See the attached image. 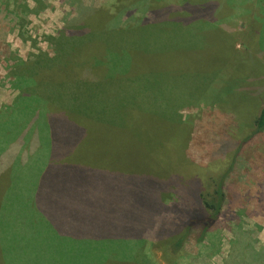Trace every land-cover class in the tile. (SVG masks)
Segmentation results:
<instances>
[{
	"label": "trees",
	"instance_id": "1",
	"mask_svg": "<svg viewBox=\"0 0 264 264\" xmlns=\"http://www.w3.org/2000/svg\"><path fill=\"white\" fill-rule=\"evenodd\" d=\"M146 4L139 2L141 16L146 15L139 22L142 26L169 23L167 19L179 21L174 24L212 20L218 9L215 3L187 7L192 16L180 20L170 18L180 8L151 11ZM79 5L75 16H90L84 0ZM121 13H125L123 17H119ZM136 14L135 7L119 11L110 18L109 29L113 23L115 28H126ZM16 20L19 14H15ZM131 25L134 28V23ZM77 35L83 31L71 30L66 36L59 32L54 39L56 55H32L20 64L13 72V85L20 96L0 111V225L4 231L7 227L18 230L7 240L12 247L10 261L19 253V264H160L145 251L152 246L172 264H212L208 252L188 253L186 243L193 234L196 244L202 243L214 231L227 203L225 181L234 160L264 131V100L252 120L251 133L243 139L221 141L209 163L200 167L182 157L187 130L176 137L175 115L159 111L160 106L141 112L145 104L140 97H120L113 91L130 64L133 69L130 50L122 61L112 57L110 49L102 48L98 36L78 41ZM106 53L111 54L108 60ZM82 83L84 89H80ZM61 84L80 91L74 89L69 97ZM261 91L260 87L257 93ZM106 129L117 130L118 137L111 143L119 150L124 149V141L127 145L132 141V149L128 145L126 151L115 155L110 139L101 137ZM133 129V136L128 135ZM105 158H110L106 167ZM136 174L145 184L139 189L150 186L146 203L132 198ZM153 175L180 180L173 187L171 204L165 203L169 182L155 188ZM118 177L129 182L116 180ZM153 209L162 215L158 220L152 221ZM14 218L18 221L13 224ZM234 234L224 264H264V245L259 244L255 232L239 227ZM59 250L67 251L68 257L63 263L52 262V254ZM205 258L210 263H204ZM10 261L6 262L0 247V264Z\"/></svg>",
	"mask_w": 264,
	"mask_h": 264
},
{
	"label": "rangeland",
	"instance_id": "2",
	"mask_svg": "<svg viewBox=\"0 0 264 264\" xmlns=\"http://www.w3.org/2000/svg\"><path fill=\"white\" fill-rule=\"evenodd\" d=\"M81 1L41 0L37 4L38 0H0V109L20 96L13 85V72L20 64L32 55L53 57L57 53L54 39L58 38L59 32L66 36L71 30H82L83 35H77L76 40L98 36L102 48L110 49L112 57L115 55L124 61L125 52L130 50L133 69L130 64L113 91L120 97H140L145 104L141 105V112L151 107L153 111L156 110L154 106H160L159 111L175 115L176 137L183 136L182 132L187 130L181 151L184 160L205 167L221 141L230 137L243 139L251 133L252 120L264 100V0H84L90 13L86 18L75 16ZM142 1L147 2L145 6L151 11L180 8L181 15L177 12L170 16L180 20L192 16L187 7L215 3L218 9L211 15L212 20L174 24L179 21L167 19L165 21L169 23L142 26L139 22L146 17L138 10ZM128 7L137 8L138 14L131 16L134 28L130 23L126 28H115L116 24L112 22L113 28L109 29L110 18ZM15 14H19L18 21H15ZM66 18L70 20L68 24ZM105 42H112V45H105ZM64 49L66 56L68 49ZM231 51H234L235 63ZM105 55L106 60L110 59L111 54ZM59 87L69 97L73 96L74 89L79 90L70 84ZM85 87L82 83L80 89ZM260 87L262 91L257 93ZM104 88L109 91L111 86ZM93 90L98 93L99 88ZM134 130L128 135L133 136ZM101 137L110 139L109 145L115 155L126 151L128 145L132 149V141H128V145L124 141V149L120 150L111 143V139L118 137L116 129H106ZM109 161L110 158H105V167ZM234 163L225 181L227 203L214 231L202 243L196 244L195 234L186 243L188 253L208 252L212 264H224V258L232 248L234 231L239 227L253 230L259 244L264 245V131L243 147ZM116 164L119 168V163ZM124 177L116 180L127 179ZM166 182L170 186L165 203L171 204L175 198L173 187L180 184L178 177L166 180L153 175L151 179L155 188ZM141 184L136 174L132 198H141L146 203L150 186L148 189L144 186L142 190L139 189ZM155 188L151 189L152 193ZM159 216L161 213L158 215L153 209L152 221L158 220ZM5 221L8 224L6 218ZM11 221L14 224L18 218ZM16 231L8 227L4 231L0 225V233L3 232L0 247L6 262L12 254L7 240ZM124 247L118 248L120 252ZM107 251L108 248L105 253ZM145 251L151 252L160 264H172L169 259L162 258L163 254L157 248L148 246ZM117 254L119 252L114 248V257ZM68 255L67 251L59 250L52 254L51 261L63 263ZM124 255L128 256V252ZM144 257L149 258L148 255ZM209 260L205 258L204 263H210Z\"/></svg>",
	"mask_w": 264,
	"mask_h": 264
},
{
	"label": "crops",
	"instance_id": "3",
	"mask_svg": "<svg viewBox=\"0 0 264 264\" xmlns=\"http://www.w3.org/2000/svg\"><path fill=\"white\" fill-rule=\"evenodd\" d=\"M17 90V89H16ZM17 95H19V91L17 90ZM17 97L16 96V100H17ZM15 102V101H14ZM13 103V102H12ZM12 103H6L5 105H3V107H1L0 111L5 107V106H10L12 105ZM84 175V174H83ZM83 175H82V178H83ZM84 179V178H83ZM85 180L87 181V178H85ZM87 185V184H86ZM13 256H15L14 260L13 261H10V264H19L18 260H19V253L18 254H13ZM48 264V263H46Z\"/></svg>",
	"mask_w": 264,
	"mask_h": 264
}]
</instances>
